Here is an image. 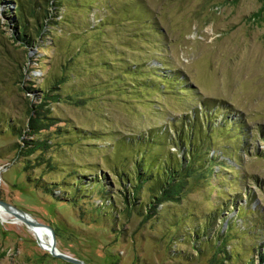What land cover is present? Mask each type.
I'll list each match as a JSON object with an SVG mask.
<instances>
[{
  "label": "rangeland",
  "instance_id": "rangeland-1",
  "mask_svg": "<svg viewBox=\"0 0 264 264\" xmlns=\"http://www.w3.org/2000/svg\"><path fill=\"white\" fill-rule=\"evenodd\" d=\"M60 2L59 22L50 17L29 46L15 37V2L0 0V199L52 226L57 248L89 264H264V0ZM155 69L177 73L172 90L152 85ZM61 77V97L43 106L48 125L36 136L47 147L28 154L24 140L34 136L8 124L26 127L39 90ZM202 101L222 107L216 124L237 123L216 131L214 161L173 200L119 185L113 169L132 167L140 153L122 140ZM79 177L106 184L116 219L97 210L98 186L78 202L64 198ZM0 264L74 263L7 211Z\"/></svg>",
  "mask_w": 264,
  "mask_h": 264
},
{
  "label": "trees",
  "instance_id": "trees-1",
  "mask_svg": "<svg viewBox=\"0 0 264 264\" xmlns=\"http://www.w3.org/2000/svg\"><path fill=\"white\" fill-rule=\"evenodd\" d=\"M5 1L15 2L16 6L13 19L16 22L15 37L29 46L37 42L38 37L41 36V33L46 27H51L49 25L51 22L49 19L50 17L54 18V23L59 22L57 20L60 17V13L57 12L54 14L53 10H58L60 8L62 5L60 0ZM133 1L134 4H137L139 7L141 6V0ZM128 8L127 4H125L123 12L128 11ZM29 18H34L35 22L31 28L29 26ZM62 19H64V17H62L61 20ZM155 70L153 74L157 77L158 82H156V79L152 80V85L157 84L158 90L161 91L163 89L167 90V88L172 90V88H174L173 84H175L173 78L175 79V74L177 73L173 72V75L170 77L165 76L164 73L158 74L157 69ZM180 79L183 81V78L180 77ZM63 82L64 79L61 77L53 80V83L49 87H42V89L39 90L42 100L40 103L30 106V116L26 123V127H19L20 125L16 122L8 124L12 132L18 136H22L25 133L28 136H34L33 138H26L24 140L28 154L36 150H43L47 147V142L36 137L37 134L48 125L43 124L44 117L41 113L43 111V106L47 104L49 100H57L61 97L59 87H61ZM142 86L149 85L143 82ZM190 88L191 87H185L183 90ZM29 89L34 90L32 88ZM177 92L179 96H181L180 93L182 94V92L180 90H177ZM202 104L203 106H193L190 109V113L170 119L168 125H164L160 128H153L140 135L129 137L128 141H126V138L123 139L122 143L137 146V150H139L140 153L137 157L135 155L134 165H132V167L125 169L124 167L116 165L113 169L115 175L118 177L117 180L119 185L126 186L133 191L135 190L134 193L137 198L141 189L146 187V190L151 192L153 197L161 201L173 200L183 191L186 181L193 172L202 169L206 165H210L211 162L214 161V155L209 156V149L215 141L214 135L216 131L219 129H227V127L230 128L235 122L225 118L223 122L216 124L214 121H216V117H218L222 107L216 104L209 105V103L205 101H202ZM236 124L237 123H235L234 126ZM2 130L4 131V129ZM18 146H20L19 143L11 144L10 149L17 148ZM172 147H175L176 150L172 151ZM116 149L118 150L117 146ZM114 154L117 155V152ZM115 157L118 158L117 156ZM207 168H210V166ZM67 186L68 185H63V188ZM96 186L100 189L99 194L102 195L103 198V203L97 210L106 214L108 218L116 219L115 216L117 214L114 211L113 202L111 198L107 199L106 196V184L101 182L100 179L84 183L82 177L76 178V182L69 186V191H65L66 197L64 198L68 197L67 194H71L69 200L78 202L81 196L88 195L95 190ZM36 187L39 188V184H37ZM48 189L47 187L43 191L51 193L58 199L60 198L58 197L60 194L54 191V193L47 191ZM141 205H144L143 202ZM141 205L139 207L140 213H142L141 210L144 207H141ZM204 227L205 229L208 228L207 221ZM201 228H203V226L194 229V233L199 235Z\"/></svg>",
  "mask_w": 264,
  "mask_h": 264
},
{
  "label": "water",
  "instance_id": "water-1",
  "mask_svg": "<svg viewBox=\"0 0 264 264\" xmlns=\"http://www.w3.org/2000/svg\"><path fill=\"white\" fill-rule=\"evenodd\" d=\"M0 205H2L9 213L15 215L17 217V219L24 221L29 226L44 225V226H47L48 228H50L52 230V246L49 249V251L51 252V254L53 256H57L59 258H62L64 260L69 261V262L74 263V264H89V263H86L79 258H76L70 254H67V253H64V252H61L60 250H58L56 232L52 226L45 224V223H42L40 221H37L35 219L27 218L26 214H28V213H26L22 209H19V208L15 207L14 205H12L11 203H8L2 199H0Z\"/></svg>",
  "mask_w": 264,
  "mask_h": 264
},
{
  "label": "bare ground",
  "instance_id": "bare-ground-1",
  "mask_svg": "<svg viewBox=\"0 0 264 264\" xmlns=\"http://www.w3.org/2000/svg\"><path fill=\"white\" fill-rule=\"evenodd\" d=\"M6 213H7V210L2 205H0V214L4 216L6 215ZM26 217L29 219H33V217L28 214H26ZM29 227L33 230L35 235L38 237V240L41 246L49 250L52 246V230L44 225H36V226H29ZM50 233H51V236H50Z\"/></svg>",
  "mask_w": 264,
  "mask_h": 264
}]
</instances>
